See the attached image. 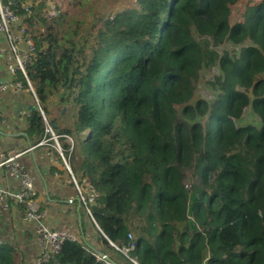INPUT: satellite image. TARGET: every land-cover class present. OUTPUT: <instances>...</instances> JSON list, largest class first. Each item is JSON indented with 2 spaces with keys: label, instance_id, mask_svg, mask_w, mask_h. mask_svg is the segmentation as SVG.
<instances>
[{
  "label": "trees",
  "instance_id": "obj_1",
  "mask_svg": "<svg viewBox=\"0 0 264 264\" xmlns=\"http://www.w3.org/2000/svg\"><path fill=\"white\" fill-rule=\"evenodd\" d=\"M105 1L69 0L71 11L40 0L25 18L28 77L44 106H74L58 131L73 149L60 144L98 192L100 247L65 240L46 264H264V0ZM245 40L237 55L214 49ZM214 66L215 99L191 103ZM247 106L259 126L236 124ZM26 120L38 141L39 112ZM0 264L23 253L7 241Z\"/></svg>",
  "mask_w": 264,
  "mask_h": 264
},
{
  "label": "built area",
  "instance_id": "obj_2",
  "mask_svg": "<svg viewBox=\"0 0 264 264\" xmlns=\"http://www.w3.org/2000/svg\"><path fill=\"white\" fill-rule=\"evenodd\" d=\"M34 2L35 0H0V68L4 72V75H0V122L6 124L7 113L13 109L12 103L3 106L4 93L10 92L30 100L31 106L41 117L43 134L38 141H32L28 149L45 147L49 165L64 172V183L73 187L79 206L97 227L91 206L95 203L98 192L89 180L73 174L69 165V155H64L60 144L61 138L66 139L70 153L73 149V139L66 133L56 131L46 113V106L39 100L27 74V67L35 56V45L26 31L25 18L29 16ZM30 112L29 108L26 116H29ZM26 151L27 149L18 150L15 147L5 148L0 145V175L9 180V185L0 181V223L3 214L9 212L11 203L24 204L25 210L21 219L32 234L34 264H46L59 252L65 240H77L81 236L76 230L68 227L55 228L50 225L47 210L35 199L37 189L32 174L19 159ZM52 175L60 178L56 169L52 170ZM128 237L131 235L128 234ZM4 242L0 235V245ZM109 243L124 254L134 247L133 243L121 247ZM131 263L138 264L134 258H131Z\"/></svg>",
  "mask_w": 264,
  "mask_h": 264
},
{
  "label": "crops",
  "instance_id": "obj_3",
  "mask_svg": "<svg viewBox=\"0 0 264 264\" xmlns=\"http://www.w3.org/2000/svg\"><path fill=\"white\" fill-rule=\"evenodd\" d=\"M0 75H4V72L1 71ZM8 103L13 104V109L7 113V123L2 124L0 122V145L5 148L15 147L18 150L27 149L25 153L20 155L19 159L32 174L37 189L35 199L42 208L47 210L50 225L55 228L68 227L76 230L81 237L84 236L86 241L91 242L93 240L96 243L92 237L91 221L85 214V219L82 221L84 229H82V218L79 213L81 207L78 204L73 187L64 183V172L60 168L57 169L55 166L49 165L45 147L39 146L28 149L33 143L25 134L26 111L31 107L30 100L6 92L3 95L2 104L5 106ZM49 104V112L55 104L59 105L55 108V111L58 112V118L52 117L50 119L56 131L70 128L74 122V106L52 102ZM49 115L51 117V114ZM51 168L58 170L60 178L53 177V169ZM0 181L9 185V180L4 178L3 175H0ZM10 206L9 212L3 214L1 219L0 235L5 242L9 241L16 245L23 253V263L27 264L26 262L29 263L31 260L30 264H34L35 251L31 244L32 234L21 219L23 212L19 209V205L11 203ZM96 246L100 247V244L96 243Z\"/></svg>",
  "mask_w": 264,
  "mask_h": 264
},
{
  "label": "rangeland",
  "instance_id": "obj_4",
  "mask_svg": "<svg viewBox=\"0 0 264 264\" xmlns=\"http://www.w3.org/2000/svg\"><path fill=\"white\" fill-rule=\"evenodd\" d=\"M40 0H35L34 4L38 3ZM44 1L47 5H49V7H52L54 4L58 5L59 8L61 10H73L74 7L70 4L69 0H42ZM129 0H106V4H114L115 6H119V5H124L127 4ZM98 4H102L100 2H98ZM53 12V11H52ZM52 12H50V14H52ZM193 35L196 37L197 35L195 34L194 30H192ZM250 41L249 40H245L242 43L239 44H234L230 41H224L221 44L217 45L214 47V49L221 54L223 51L228 52L231 55H237L241 49L242 46H248L250 45ZM220 75V71L218 69L217 66H214L212 68H205L203 67L200 71H199V75H198V80H197V84H196V88L193 94V97L191 99V103H194L197 99H203L204 101H206L207 103H211L214 99L215 96L217 94V88L216 85L214 84V77ZM52 103H57L55 101V99H52L51 101ZM58 104H55L53 106V108H51L50 112H49V106L50 104L47 103L46 106V113L49 117V119L53 118H58V112L55 111V108L58 107ZM177 109L179 107H176ZM51 114V117L50 115ZM205 118H202L201 121L203 122ZM236 124L237 125H246V124H255L256 126H259V121L258 119L253 116V114L250 111V106H247L246 109H244V111L242 112L241 116L236 119ZM84 135V133L82 134V136ZM79 213L81 215L82 221L85 219L84 217V209L80 208ZM87 219V218H86ZM87 223H89L87 221ZM92 233L95 232L94 228L91 227ZM25 256V255H24ZM31 261V260H30ZM26 262L27 264H30ZM25 264V263H23Z\"/></svg>",
  "mask_w": 264,
  "mask_h": 264
},
{
  "label": "water",
  "instance_id": "obj_5",
  "mask_svg": "<svg viewBox=\"0 0 264 264\" xmlns=\"http://www.w3.org/2000/svg\"><path fill=\"white\" fill-rule=\"evenodd\" d=\"M30 109L33 110V109H34L33 106H31ZM101 255H102V257H103L104 259H106V260L109 261V257H108L107 255H105V254H101ZM131 264H133V263H131Z\"/></svg>",
  "mask_w": 264,
  "mask_h": 264
}]
</instances>
